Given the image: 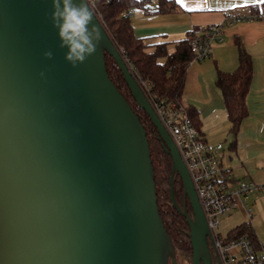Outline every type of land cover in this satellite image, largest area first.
Returning <instances> with one entry per match:
<instances>
[{"label":"water","instance_id":"95a60500","mask_svg":"<svg viewBox=\"0 0 264 264\" xmlns=\"http://www.w3.org/2000/svg\"><path fill=\"white\" fill-rule=\"evenodd\" d=\"M52 11V0H0V264H177L146 131L106 54L171 158L170 199L186 217L192 264H213L188 171L121 50L96 17L103 39L73 68ZM175 173L191 215L175 200Z\"/></svg>","mask_w":264,"mask_h":264},{"label":"crops","instance_id":"0c3cea01","mask_svg":"<svg viewBox=\"0 0 264 264\" xmlns=\"http://www.w3.org/2000/svg\"><path fill=\"white\" fill-rule=\"evenodd\" d=\"M264 0H174L165 12L146 13L133 9L131 24L143 44L185 38L194 27L224 23L221 34L210 45L209 54L193 60L187 67L182 102L193 108L201 135L223 144V161L238 178L264 183ZM252 19L227 20L228 13ZM240 43L252 60V77L246 94L247 115L236 134L230 131L221 90L215 84L218 71H233L238 65ZM249 222L256 238L264 246V190L249 194ZM239 223V224H240Z\"/></svg>","mask_w":264,"mask_h":264},{"label":"trees","instance_id":"16d2710c","mask_svg":"<svg viewBox=\"0 0 264 264\" xmlns=\"http://www.w3.org/2000/svg\"><path fill=\"white\" fill-rule=\"evenodd\" d=\"M174 7V0H160L156 8H149L144 0H98L97 17L107 31L113 43L121 50L128 65L138 76L150 82L151 96L182 103L183 86L188 65L194 58L192 46L187 38L173 41H159L143 44L134 34L130 15L126 11L141 9L146 13L165 12ZM261 9H264V5ZM260 8L252 9L251 17L259 15ZM238 45V65L233 71H218L215 84L221 90L230 131L236 134L241 122L247 115L246 94L252 77V60L240 43ZM107 72L121 94L131 105L142 123L149 142L151 160L155 172L157 202L167 232L175 247L177 264H192L191 245L187 235L188 223L172 204L170 199L169 178L171 158L159 141V136L149 116L138 107L122 77L120 69L108 54L105 55ZM187 111L198 127L196 111L187 107ZM175 200L180 208L182 203L178 190L181 183L173 177ZM177 191V192H176ZM179 195V196H178ZM187 211V210H186ZM191 215V211H187ZM227 238L246 236L257 249L264 246L256 238L249 222H242L226 234ZM169 264H171L169 262Z\"/></svg>","mask_w":264,"mask_h":264},{"label":"built area","instance_id":"2783aa9c","mask_svg":"<svg viewBox=\"0 0 264 264\" xmlns=\"http://www.w3.org/2000/svg\"><path fill=\"white\" fill-rule=\"evenodd\" d=\"M160 0H144L149 8H156ZM125 14L129 15L128 10ZM228 22L252 19L251 16L227 14ZM264 16V13H263ZM224 23L192 28L185 36L194 53L193 60H202L210 51L211 42L218 38ZM143 43V42H142ZM192 60V61H193ZM139 86L147 97L161 124L174 142L203 211L211 238L212 250L219 264H264V248L257 249L246 237L227 238L217 231L219 217L241 208L247 219L251 217L249 194L264 190V183L238 178L223 161V144L204 138L182 102L151 96L150 82L138 76L130 66Z\"/></svg>","mask_w":264,"mask_h":264},{"label":"clouds","instance_id":"9594fccd","mask_svg":"<svg viewBox=\"0 0 264 264\" xmlns=\"http://www.w3.org/2000/svg\"><path fill=\"white\" fill-rule=\"evenodd\" d=\"M97 3L98 0H52V25L58 30L59 47L67 48L64 59L73 68L94 55L103 39L101 26L93 23L97 17ZM43 55L52 59L53 52L47 50ZM44 75L41 71L40 76Z\"/></svg>","mask_w":264,"mask_h":264},{"label":"rangeland","instance_id":"374dc122","mask_svg":"<svg viewBox=\"0 0 264 264\" xmlns=\"http://www.w3.org/2000/svg\"><path fill=\"white\" fill-rule=\"evenodd\" d=\"M133 16H134L133 14L130 15V20H131V18ZM178 194L179 195L182 194V190L181 189L178 190ZM242 212H243L242 210L237 208L236 210H233L229 214L220 216L219 217V224L217 226V231L221 235L225 236L229 232L230 229H232L233 227L237 226L243 220Z\"/></svg>","mask_w":264,"mask_h":264},{"label":"flooded vegetation","instance_id":"af4514ba","mask_svg":"<svg viewBox=\"0 0 264 264\" xmlns=\"http://www.w3.org/2000/svg\"><path fill=\"white\" fill-rule=\"evenodd\" d=\"M159 141H160L161 146L163 147L162 140L159 139ZM174 177H175V180H177V182L179 180L180 183H181L182 196H180V199H181L182 207L185 205L186 206V210L187 211L189 210V212H190L191 211L190 204L188 202V198L186 197V195L183 192L182 181H181V179H180V177H179V175L177 173H175ZM208 246H209V250H210V253H211V257H212V262H213V264H217L218 260H217L215 254H214V252L212 250V246H211V241L210 240H208Z\"/></svg>","mask_w":264,"mask_h":264},{"label":"bare ground","instance_id":"6f19581e","mask_svg":"<svg viewBox=\"0 0 264 264\" xmlns=\"http://www.w3.org/2000/svg\"><path fill=\"white\" fill-rule=\"evenodd\" d=\"M264 248V247H263Z\"/></svg>","mask_w":264,"mask_h":264}]
</instances>
